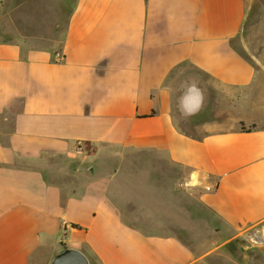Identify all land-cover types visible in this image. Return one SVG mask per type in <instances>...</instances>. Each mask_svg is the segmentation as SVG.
I'll list each match as a JSON object with an SVG mask.
<instances>
[{"label": "crops", "instance_id": "0c3cea01", "mask_svg": "<svg viewBox=\"0 0 264 264\" xmlns=\"http://www.w3.org/2000/svg\"><path fill=\"white\" fill-rule=\"evenodd\" d=\"M254 1L74 0L49 44L0 40V264L63 247L201 264L171 230L181 198L223 243L264 223V74L240 51ZM190 80L203 105L193 94L183 116Z\"/></svg>", "mask_w": 264, "mask_h": 264}, {"label": "rangeland", "instance_id": "374dc122", "mask_svg": "<svg viewBox=\"0 0 264 264\" xmlns=\"http://www.w3.org/2000/svg\"><path fill=\"white\" fill-rule=\"evenodd\" d=\"M73 1L0 0V40L21 39L37 45L49 44L60 36ZM241 45L243 49L240 51L252 59L255 68L263 75L264 0L253 2L243 28ZM177 202L179 210L175 208L174 212L182 227L171 230L197 255L205 256L201 264H264V223L223 243V236L209 225L207 211L187 198Z\"/></svg>", "mask_w": 264, "mask_h": 264}, {"label": "clouds", "instance_id": "9594fccd", "mask_svg": "<svg viewBox=\"0 0 264 264\" xmlns=\"http://www.w3.org/2000/svg\"><path fill=\"white\" fill-rule=\"evenodd\" d=\"M193 94H197L199 97L200 105H203V90L199 87L198 83L195 80H190L184 83L183 85V91L179 95L177 99V109L183 116H189L194 115L195 113H189L185 109V101L191 97ZM199 173L196 171H193L188 174L187 177H185L182 181H177V186L181 188L182 191L185 193L191 195L194 190L200 186L201 181L198 178ZM204 179L206 180L207 177L205 176Z\"/></svg>", "mask_w": 264, "mask_h": 264}, {"label": "water", "instance_id": "95a60500", "mask_svg": "<svg viewBox=\"0 0 264 264\" xmlns=\"http://www.w3.org/2000/svg\"><path fill=\"white\" fill-rule=\"evenodd\" d=\"M50 264H89V261L79 250L73 248H62L53 257Z\"/></svg>", "mask_w": 264, "mask_h": 264}, {"label": "trees", "instance_id": "16d2710c", "mask_svg": "<svg viewBox=\"0 0 264 264\" xmlns=\"http://www.w3.org/2000/svg\"><path fill=\"white\" fill-rule=\"evenodd\" d=\"M241 130H245L244 127H241ZM71 228H73V229H78V226H76V225H71ZM63 248H64V247H63Z\"/></svg>", "mask_w": 264, "mask_h": 264}, {"label": "built area", "instance_id": "2783aa9c", "mask_svg": "<svg viewBox=\"0 0 264 264\" xmlns=\"http://www.w3.org/2000/svg\"><path fill=\"white\" fill-rule=\"evenodd\" d=\"M179 188H180V187H179ZM180 189H181V188H180ZM205 190H206V191H212V188L209 187V186H206V187H205Z\"/></svg>", "mask_w": 264, "mask_h": 264}, {"label": "bare ground", "instance_id": "6f19581e", "mask_svg": "<svg viewBox=\"0 0 264 264\" xmlns=\"http://www.w3.org/2000/svg\"><path fill=\"white\" fill-rule=\"evenodd\" d=\"M253 236V235H252ZM261 241V240H260Z\"/></svg>", "mask_w": 264, "mask_h": 264}]
</instances>
